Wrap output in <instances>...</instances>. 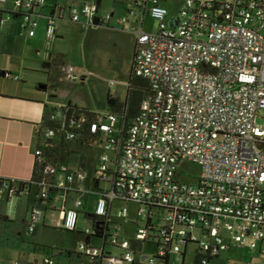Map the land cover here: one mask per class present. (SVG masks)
<instances>
[{
	"label": "built area",
	"instance_id": "built-area-1",
	"mask_svg": "<svg viewBox=\"0 0 264 264\" xmlns=\"http://www.w3.org/2000/svg\"><path fill=\"white\" fill-rule=\"evenodd\" d=\"M46 3L0 0V29L17 16L28 36H34ZM135 3L147 7L158 21L154 33L136 31L134 51L135 74L149 81L152 94L143 100L118 153L117 116L107 112L92 125L93 132L100 130L107 138L101 143L96 179L103 182L111 169L119 175L116 190L101 186V191H94V214L106 215L119 196L132 201L135 219L144 221L137 220L133 239L145 240L152 233L147 221L163 236L153 244L154 252L144 256L146 264H164L172 255L180 260L190 244L203 255L201 264L233 245L256 250L257 264H264V124L258 123L264 118V0H182L177 15H171L161 0ZM63 17L93 25L97 7L57 3L48 14L47 40L54 39L56 20ZM98 19L109 25L113 15ZM125 21L119 18L116 24ZM63 71L65 81L77 80L74 67ZM60 116L57 111L52 119ZM53 135V129L45 133L48 138ZM183 160L200 166L195 182L180 178ZM68 170L45 165V172L55 176V186L66 192L75 178H85L83 172ZM80 206L82 200L76 202ZM42 215L40 209L33 210L29 233ZM129 215L127 206L118 212L124 222ZM79 217L76 208L66 209L57 226L77 230ZM110 224L108 244L120 249V255L86 242L79 246L81 254L102 264L141 262L143 253L136 252L129 239L110 233ZM85 232L93 234L92 229ZM43 264L55 262L45 258Z\"/></svg>",
	"mask_w": 264,
	"mask_h": 264
},
{
	"label": "crops",
	"instance_id": "crops-1",
	"mask_svg": "<svg viewBox=\"0 0 264 264\" xmlns=\"http://www.w3.org/2000/svg\"><path fill=\"white\" fill-rule=\"evenodd\" d=\"M61 1L67 8L74 5L94 4L97 7L98 18H103L109 13L113 15V19L109 25L96 26L111 28L112 25H116L117 19L123 17V14L126 13L133 16H137V14L141 15L139 27L141 28L144 17L146 15L149 16L147 7L136 4L135 0ZM161 1L162 5L165 6V3L170 0ZM54 2L55 0H50L49 4L53 5ZM181 3L182 0L180 1V5ZM49 13L50 9L48 8L40 10L34 36H28L26 29L22 27L18 19L7 22L0 29V178L11 181L14 187H17L18 182H28L31 180L36 159L37 133L41 127L46 109L60 108L66 105L62 103L57 104L56 92H49L50 97H48V90L54 84L48 79V73L51 71L46 72L50 70L49 62L58 60L59 56L63 55L60 42L67 37L66 26L71 21L66 17L56 20L55 37L51 40L53 45L50 41L48 43V46L50 45L51 47V52L49 54L44 53L41 60L42 63H39L47 68L46 71L41 70L37 62L33 64L25 62L27 60L25 58L27 48L29 46L41 48L45 38H47L46 30L49 24ZM76 24L81 25L82 29L95 26H86L82 23ZM37 52L40 51L38 50ZM4 72L9 73V75L6 76ZM76 72L78 73L77 79H79L80 71L76 69ZM48 81L50 82L48 83ZM44 85L47 87H44ZM92 111L100 114L108 112V110L103 112L95 109H92ZM98 147H101V145ZM97 151L93 152V163H89V165H85L84 167H79L78 165L68 167V171L83 172L85 178H75L71 189L65 195L56 197L52 209L37 207L34 197L35 188H32L28 192L20 191L19 193H16L14 188L2 187L0 189V231H2L0 233V264H32L33 258L37 264V257H34V252L40 249L39 245H49L53 248H59L57 245L58 241L54 237L55 233H62L65 230L57 226V222L62 220L64 210L76 208L80 213H94V180L96 179V169L98 168L100 157L99 154V156L97 155ZM89 168L93 170L91 176L86 174V170ZM103 185L101 186L103 187ZM78 200H82V206L77 208L76 202ZM86 203L90 204L92 210H87ZM114 203L109 211L111 222ZM123 206L125 205H122L119 210ZM35 209L42 211V220L37 223L35 231L29 233V227L32 224V213ZM119 210H117V214ZM133 213L135 217V211ZM79 216L78 229L70 232L80 233L83 230L91 229V227L87 228L85 223L82 224L83 227H80L81 221H86V218L82 214ZM132 221H135V218L134 220L128 219L125 222L116 223L119 228L117 230H115L114 226L110 227L109 225L110 233L116 232L119 238L128 239L133 235L126 223L130 224ZM31 236V239L26 240V238H30ZM85 236L84 242L89 241L91 246H95L91 243L92 238L87 235ZM95 247H103L106 252L112 255H120L121 253L120 249L112 247L109 244L102 246V242L101 246ZM57 250L53 249L50 255H44V259L47 258L45 256H49L55 264H60V259L57 257L64 255L66 264H102L86 258L81 254L79 249L71 250L64 247V249ZM154 250V245H146L140 261L145 262L144 256H149ZM172 256H170L169 262H171ZM61 261H63V258H61Z\"/></svg>",
	"mask_w": 264,
	"mask_h": 264
},
{
	"label": "rangeland",
	"instance_id": "rangeland-1",
	"mask_svg": "<svg viewBox=\"0 0 264 264\" xmlns=\"http://www.w3.org/2000/svg\"><path fill=\"white\" fill-rule=\"evenodd\" d=\"M181 0H170L165 3V7L168 9L171 15H177L179 12ZM115 11V10H113ZM124 13V12H123ZM122 13V14H123ZM110 14V13H109ZM121 19H125L124 25L120 26L114 24L111 28L106 26H91L86 29H82L81 25L68 22L66 26L67 37L60 42L63 55L59 56L56 60L57 63L65 66H72L79 72V79L72 83H68L61 78L62 85L60 88L55 89L50 86L49 92L57 93L56 100L58 103L67 104L71 102L81 108L95 109L97 111L105 112L108 110L107 96L111 95L117 98L122 103L125 102L127 97V91L130 79V70L132 66V60L136 45V31L141 24V15L133 16L129 14H123ZM145 32L154 33L158 29V21L150 16H145L141 26ZM49 40L45 38L44 44L41 48L29 46L26 51L25 62L42 63V56L44 53H50ZM50 43L53 45L52 41ZM40 52H37V51ZM24 58V56L22 55ZM41 70H47L43 64H39ZM51 71V72H49ZM49 72V73H48ZM46 73L49 74V80L57 74L56 69H50ZM50 81H48L49 83ZM71 100V101H70ZM54 101V100H53ZM60 107V106H59ZM259 124H264V118L258 119ZM96 147L82 149V155L86 157L85 165L93 163V152ZM103 153V148L98 147L97 155ZM98 155V156H99ZM79 156L71 157V165H78ZM81 167V165H78ZM178 173L183 181L195 182L196 178L201 173L199 165L183 160L178 167ZM86 174L91 176L93 170L91 168L86 170ZM124 205L122 202H115L113 206V212L111 215L113 227L115 224L123 220L118 217L117 210ZM130 210L129 219L134 220V211L136 205L129 203L127 205ZM87 210H92L89 203H86ZM124 222V221H123ZM131 222V221H130ZM86 224L87 228L91 227L89 220L81 221L82 224ZM129 226L132 235L135 234V226L132 223H126ZM82 229V228H81ZM2 233V231H0ZM85 235L76 232L62 231V233H55V239L58 241L59 248H53L49 245H39L40 249L34 252V257H37V264H42L44 255H50L53 249H64V247L71 250L79 249V245L84 242ZM32 236L27 239H31ZM92 245L101 246V241L92 239ZM184 249V248H183ZM57 250V251H58ZM194 245L190 244L187 247L186 259L183 264H193L194 262ZM1 256V255H0ZM33 256V255H32ZM50 258L49 256H45ZM60 264L65 263V256L59 255ZM63 258V261H61ZM258 254L256 250L251 249L249 246H236L233 245L229 251L222 252L220 256L210 262V264H257ZM32 264L34 258L32 259ZM170 264H182L181 260H177L176 256H172Z\"/></svg>",
	"mask_w": 264,
	"mask_h": 264
},
{
	"label": "trees",
	"instance_id": "trees-1",
	"mask_svg": "<svg viewBox=\"0 0 264 264\" xmlns=\"http://www.w3.org/2000/svg\"><path fill=\"white\" fill-rule=\"evenodd\" d=\"M62 1L55 0L53 5ZM47 0L46 5L42 8H48L52 12L54 6ZM17 19V16L15 17ZM93 25H101L99 19L96 18L93 21ZM50 69H56L57 74L51 78L53 88H60L62 85L61 78L64 77L63 65L57 63L56 60L49 62ZM134 56L132 60L129 86L127 91V97L124 103L111 95L107 96L108 113H112L117 116V134L115 138L116 152L122 150L125 140L127 138L129 128L139 115L141 110V104L143 100L152 94V89L148 80L139 77L134 71ZM7 73V72H4ZM9 74V73H7ZM44 87H47L44 85ZM57 111H60L61 116L58 119H52ZM104 116L100 113L92 111L90 109L81 108L72 102H68L65 106L60 108H47L43 117L41 127L37 133V150L41 152L40 156H36L35 164L31 180L28 182H18L17 187H14L11 181L0 178V184H6L9 188H14L16 193L20 191H30L35 188V204L37 207H43L45 209H52L54 206V200L56 197L65 195L67 192L60 190L55 186V176L45 172V165L52 163L55 166L61 167L71 166V157L79 156L78 165L85 166L86 157L82 155L81 150L92 148L97 151L98 146L101 145L107 138L100 130L92 131V125L103 119ZM48 129L54 130V135L50 138L45 136ZM96 173L98 170L96 169ZM97 178V177H95ZM107 179L101 182L100 179L94 180V191H101V185L106 189H115L116 183L119 179V175L114 169L107 171ZM116 201L124 203L127 206L129 203H133L129 199L123 196H119ZM110 207V206H109ZM128 207V206H127ZM129 208V207H128ZM107 209H109L107 207ZM85 215L86 220L91 223V229L93 234H87L85 230L80 233L87 235L90 238L100 240L102 246L108 245V239L110 237L107 234L108 224L110 222L109 211L106 215L99 216L94 213H80L79 215ZM138 219L132 221V224L136 227L138 225ZM144 223L143 220H138ZM148 230L152 231L145 240H134L133 236L128 239L133 245V249L136 252H143L146 245L157 244V241L163 238L160 231L155 230L154 227L147 221ZM66 230V229H65ZM68 231V230H66ZM75 231V230H74ZM158 234V235H157ZM86 243H90L86 241ZM189 243H192L189 241ZM187 247H185L181 253L182 264L185 261L187 254ZM201 258L203 255L200 252H194L193 264H201ZM208 263L212 261L208 257ZM133 264H146L145 262H134ZM164 264H169V256L164 259Z\"/></svg>",
	"mask_w": 264,
	"mask_h": 264
}]
</instances>
